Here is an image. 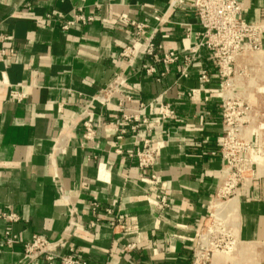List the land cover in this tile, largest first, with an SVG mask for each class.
<instances>
[{
	"label": "crops",
	"instance_id": "1",
	"mask_svg": "<svg viewBox=\"0 0 264 264\" xmlns=\"http://www.w3.org/2000/svg\"><path fill=\"white\" fill-rule=\"evenodd\" d=\"M168 1L0 0V34L7 36L0 51L13 50L0 52V264H48L23 259V244L32 234L51 239L66 234L86 264H189L213 209L232 231L237 249L216 254L210 264H263L264 123L244 130L254 173L230 197L217 199L221 87L210 52L200 48L184 71L178 61L167 72L154 56L140 54L129 64L119 55L134 40L130 21L145 25L141 40L150 38L156 54L184 53L197 44L201 27L192 8H169ZM239 1L242 19L264 18V0ZM77 8L93 20L62 29ZM149 64L154 74L144 72ZM236 64L237 85L242 75L264 74V41L260 52L241 55ZM201 70L208 81L198 78ZM117 74L131 98L124 105L146 103L142 114L151 123L149 132L122 122L116 97L106 106L90 104ZM258 77L263 83L264 76ZM19 85L26 97L16 102L10 90ZM258 99L252 104L264 107V96ZM158 101L172 112L165 121L157 116ZM87 109L92 140L83 138ZM120 128L124 133L117 138ZM145 139L157 149L151 168L138 167L132 155ZM153 173L155 186L148 181ZM156 194L165 196L166 207L151 203ZM3 212L17 219L7 220ZM125 217L135 220V232L123 233L117 220ZM127 243L135 245L125 250Z\"/></svg>",
	"mask_w": 264,
	"mask_h": 264
},
{
	"label": "built area",
	"instance_id": "2",
	"mask_svg": "<svg viewBox=\"0 0 264 264\" xmlns=\"http://www.w3.org/2000/svg\"><path fill=\"white\" fill-rule=\"evenodd\" d=\"M184 4L192 8L201 27V39L195 46L190 47L188 52L162 51L156 54L150 38L141 40L145 25L130 21L129 25L135 28L134 40L123 47L119 55L126 58L129 64H132L133 59L140 54L154 56L155 60L163 65L164 72H167L169 67L178 61L183 63L184 71L193 61L200 48H205L210 52L221 87L219 97L221 99L223 130L219 151L222 161V181L215 197L217 199L228 198L246 174L254 173L253 168L247 164L246 158V153L253 152V147L244 136V130L249 123L247 119L251 116V109L244 103L240 88L236 84V77L239 75L236 62L241 55L255 54L261 51L264 41V18L259 22L242 19V3L239 0L168 1L169 8H178ZM93 18V15H85L81 12V8H77L73 18L62 23L61 28L67 29L75 21L84 24L92 21ZM4 39H7V36L0 34V40ZM0 52L3 55L7 52L12 54L13 50L2 49ZM144 72L154 74L156 72L155 66L149 64ZM197 76L203 82L208 81V74L205 70H201ZM124 83V77L120 74L115 75L105 87L91 97L90 104L98 103L101 106H106L111 104L116 97V102L113 105L120 113L122 122L130 123L129 126L133 130L143 127L149 132L151 123L142 114L147 107L146 103L139 101L136 108H127L124 102L130 101L131 98L122 90ZM10 95L16 102H20L26 97L21 85L11 88ZM84 114L87 118L82 122L84 127L83 138L92 140L95 136L92 113L87 109ZM157 116L160 121H165L172 116L171 110L162 101L157 102ZM118 130L119 134L116 137L120 138L124 129ZM156 154L157 149L150 146L148 139H145L140 146L135 147L132 153L137 166L140 168H151L155 164ZM148 181L153 186L156 185L157 180L154 173L150 175ZM150 201L160 208L167 206L164 195L156 194ZM95 207L96 204L93 203L92 208L95 209ZM106 212L109 213L110 210L106 209ZM1 216L9 221L17 219V215L14 213L3 212ZM117 223L124 234H131L137 229L136 222L132 217L118 219ZM6 235V241L10 243L11 237L8 231H6ZM134 245V243H127L124 245V249L130 250ZM231 248H237V240L230 228L219 217L218 212L216 213L213 209L197 234L189 264H210L214 250L221 249L220 251L223 252V250L227 251ZM22 257L27 262L40 259L48 264H86L84 260L78 257L75 247L70 243L66 234L55 239L32 234L23 244Z\"/></svg>",
	"mask_w": 264,
	"mask_h": 264
},
{
	"label": "rangeland",
	"instance_id": "3",
	"mask_svg": "<svg viewBox=\"0 0 264 264\" xmlns=\"http://www.w3.org/2000/svg\"><path fill=\"white\" fill-rule=\"evenodd\" d=\"M258 76L263 77L264 74L261 73V71H259L257 73H253V74H249V75H246V74L242 75L243 81L240 85H238V87L240 88V91L242 93L241 96L243 97L244 103H246L250 107L251 112H252V110L254 111L253 113L250 114L251 116H249L247 119L249 122L248 124L252 123V124H250V126L252 128L257 127L260 123H264V109H262L263 106L261 107V106H258L257 104H255V105L252 104V102L255 100L258 103V100H259L258 97L259 96H264V86H263L264 82L261 83L260 81H262V80H260ZM262 87H263V89H262ZM259 92H261V93H259ZM260 94H262V95H260ZM260 159H263V158H260ZM224 199H226V198H221V200H224ZM236 249L231 248L230 250H227V251L223 250V252L220 251L221 249H219L217 251L214 250L213 256H215L218 253H221L223 256L233 255V253L236 251ZM224 264H225V262H224Z\"/></svg>",
	"mask_w": 264,
	"mask_h": 264
},
{
	"label": "bare ground",
	"instance_id": "4",
	"mask_svg": "<svg viewBox=\"0 0 264 264\" xmlns=\"http://www.w3.org/2000/svg\"><path fill=\"white\" fill-rule=\"evenodd\" d=\"M262 89H263V87H262ZM264 125V124H263ZM260 160H263V159H260Z\"/></svg>",
	"mask_w": 264,
	"mask_h": 264
}]
</instances>
